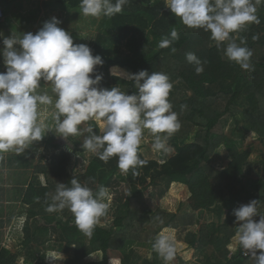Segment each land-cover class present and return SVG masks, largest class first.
<instances>
[{"label": "trees", "instance_id": "obj_1", "mask_svg": "<svg viewBox=\"0 0 264 264\" xmlns=\"http://www.w3.org/2000/svg\"><path fill=\"white\" fill-rule=\"evenodd\" d=\"M58 2L91 7L102 18L56 117L55 131L63 130L61 140L69 143L49 139L57 152L35 167L41 182L28 185L22 200L26 264H163L178 257L174 241L157 235L166 227L184 228L194 215L152 208L145 186L138 188L147 180L157 200L172 194V184H183L193 211L216 215L211 228L201 226L198 236L187 231L184 238L202 252L203 264H264V160L261 175L247 181L252 191L242 178L260 160L249 161V152L224 131L229 119L243 121L235 126L238 136L255 134L264 145V0ZM78 110L89 115L87 133L96 150L84 172L72 174L77 148L69 134ZM135 115L165 136L175 154L163 163L143 159L135 142L142 134L131 123ZM220 146L230 159L224 169L210 163ZM119 169L124 184L115 176ZM107 188L117 201L110 227L82 214L91 206L106 211L100 196ZM242 200L249 201L245 213L238 211ZM235 234L243 235L242 242L230 253ZM52 241L64 244L61 252L49 249ZM134 244L147 246L150 255L138 254ZM72 246V256L64 257ZM96 251L100 260H85ZM15 259L4 250L0 264Z\"/></svg>", "mask_w": 264, "mask_h": 264}, {"label": "rangeland", "instance_id": "obj_2", "mask_svg": "<svg viewBox=\"0 0 264 264\" xmlns=\"http://www.w3.org/2000/svg\"><path fill=\"white\" fill-rule=\"evenodd\" d=\"M34 1L30 0L26 4L24 2L18 4L22 7L20 8L21 11L18 12H23V14L10 11L9 8L7 10L5 6L0 4V8L3 10L0 17V133H4L6 138H15L17 135H21L23 138L38 137L40 141L43 139L46 144L43 164H47L50 162L52 154L57 152L49 144V139L61 140L62 136L65 135L63 130L55 131L56 117L70 86L78 61L98 31L102 13L91 7L74 9L66 7L58 0H43L41 6L36 8L39 13L32 14V17L27 15L24 17L25 14H31V12L25 13L24 8L32 7ZM141 1L151 4L156 0ZM177 1L166 0L168 5ZM120 48L124 54L128 53L124 46ZM88 116L82 110L74 112L75 124L69 134L72 139L71 143L75 144L77 148L69 168L72 174L84 172L91 155L96 150V146L90 141L87 133L89 128ZM102 119L108 120L109 117L104 115ZM131 123L142 134V137L136 139L135 142L139 146V152L143 159H153L163 163L175 154L176 150L167 138L165 136L159 137L144 124L140 116L135 115ZM243 123L241 121L236 125L229 119L225 123L224 131L235 139L240 151L247 150L249 152V161L260 160L257 166H253L249 174L243 176L242 182L246 185L249 179L256 180L262 173L260 168L261 162L263 164L264 160V145L255 134L248 133L244 138L238 136V130L235 126L240 129ZM42 133L44 134L42 135ZM192 140L193 135L188 141ZM61 141L69 143L68 139ZM229 160L224 146L217 148L210 157V163L218 169L226 168ZM41 162L42 159L40 164H42ZM115 176L120 184H124L123 170H117ZM148 182L147 180L139 183L138 188L145 186L142 193L145 202L152 208L158 206L163 210H172L176 200L179 202L177 212L194 215L192 218L194 222L186 224L184 228L174 231L163 230L158 233L157 236L174 239L176 254L180 256V259L174 256L163 264H203L202 257L204 256L200 254L202 252L188 246L184 238L187 231L197 232L195 234L198 236L201 226L207 225L211 228L212 223L217 221L216 215L207 210L193 211L187 200L189 191L183 184H172V194H166L162 198L163 204H161V199L155 198L154 190L148 185ZM246 187L251 189L249 183ZM115 196L116 192L107 188L100 196L106 211L103 213L99 208L91 206L90 209L83 210V216H88L103 226H114L113 211L117 203ZM248 208L249 201L242 200L239 202V212L245 213ZM25 222V219H21L16 230L22 231ZM145 229L150 231L153 229V225L149 222L145 225ZM20 231L19 234L22 239L23 233ZM241 242L242 240L239 241L237 234H235L227 248L229 251L236 250V245ZM63 245L60 246L52 241L49 242V249L61 252ZM134 246L141 256L150 255L147 246L136 244ZM73 249L72 246L68 252H62L63 256L71 257ZM206 250V253H210L211 246H208ZM17 251L21 252V258L17 260L18 264H25L27 259L30 260L26 248L20 246ZM247 253L248 250L245 249L244 254ZM101 257L102 253L96 251L87 255L85 260L97 261Z\"/></svg>", "mask_w": 264, "mask_h": 264}, {"label": "crops", "instance_id": "obj_3", "mask_svg": "<svg viewBox=\"0 0 264 264\" xmlns=\"http://www.w3.org/2000/svg\"><path fill=\"white\" fill-rule=\"evenodd\" d=\"M29 1L30 0H0V4L5 6L7 10L9 8L10 11L23 14V12H18L21 11L20 8H22L18 4L23 2L26 4ZM42 2L43 0H35L32 6L33 8L25 7V13L31 12V14H25L24 17H26V15L32 17V14L39 13L36 8H38L39 5L41 6ZM41 10H43L42 7ZM45 149L46 144L43 139L40 141L38 137L23 138L21 135H17L15 138H6L4 133H0V256L3 254L4 250L12 255H16L15 261H10V264H18L19 262H17V260L21 258V252L17 250H19L20 246L24 247L22 242L23 237L22 239L20 238V230L18 231L16 228L21 219H25V221L27 219V205H24L22 200L28 185L31 183L37 185L38 182H41L42 176L35 172V167L37 165H43ZM41 159L42 164H40ZM161 204H163L162 199ZM178 206L179 202L175 200V205L172 210L166 211L176 212ZM163 230L174 231L176 229L166 227L161 231ZM20 232L24 235V227ZM237 236L239 241L242 240V234H237ZM158 237L174 241L173 238ZM236 247H238V245H236ZM234 251L235 250H230L231 253H234ZM200 254L202 255V253ZM202 258L204 259V257ZM177 259H180V256H178Z\"/></svg>", "mask_w": 264, "mask_h": 264}, {"label": "built area", "instance_id": "obj_4", "mask_svg": "<svg viewBox=\"0 0 264 264\" xmlns=\"http://www.w3.org/2000/svg\"><path fill=\"white\" fill-rule=\"evenodd\" d=\"M3 14V10L0 8V17L2 16Z\"/></svg>", "mask_w": 264, "mask_h": 264}]
</instances>
